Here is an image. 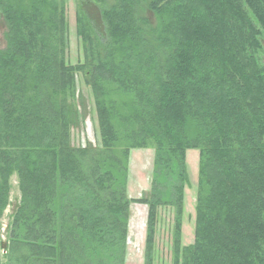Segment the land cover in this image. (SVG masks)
Segmentation results:
<instances>
[{"label": "trees", "instance_id": "obj_1", "mask_svg": "<svg viewBox=\"0 0 264 264\" xmlns=\"http://www.w3.org/2000/svg\"><path fill=\"white\" fill-rule=\"evenodd\" d=\"M144 2L156 27L140 17ZM0 13L9 30L0 50V215L15 171L22 191L4 247L10 260L124 264L132 201L149 206L145 264L158 206L175 209L178 252L186 151L197 149L195 242L182 264H264V0H115L104 10L105 50L91 66L102 146L86 163L67 135L73 72L87 65L65 58L62 6L0 0ZM83 17L78 30L90 42ZM150 145L151 193L130 199V151Z\"/></svg>", "mask_w": 264, "mask_h": 264}, {"label": "rangeland", "instance_id": "obj_2", "mask_svg": "<svg viewBox=\"0 0 264 264\" xmlns=\"http://www.w3.org/2000/svg\"><path fill=\"white\" fill-rule=\"evenodd\" d=\"M114 3L115 0H58V4L62 6L63 18H65L67 25L65 58L70 65L75 67H79L84 63L87 65L85 68L73 72L74 84L71 90H74L75 93L73 97L69 96V98L75 110V116L73 123L68 127L67 135L69 147L74 149L78 155L86 156L85 163L90 160V157L96 155L102 146L99 115L91 86V66L92 63L94 65L99 54L105 50L107 33L103 11L110 9ZM149 5V2H144L139 6V14L142 19H149L151 26L156 27L158 18L150 10ZM80 15L84 16L82 20H85L84 28L87 29L90 42L85 41L78 30L77 22ZM8 31V22L4 20L3 15L0 13V50L8 46ZM260 41L262 49L258 55L264 67V34L260 37ZM65 90L68 92L64 88L60 90V93L62 94ZM69 94L70 92H68ZM71 94H73V91ZM84 150L86 151L84 152ZM186 157L189 182L184 190L180 249L178 252L175 249L176 219L174 207L168 205L158 206L153 264H175L176 260L181 261L182 264L188 256L185 247H189L195 242L199 151L189 149L186 151ZM154 159V146L131 149L127 164V193L130 199L150 195L154 176ZM9 186L7 203L0 215V264H19L20 261L10 260L4 250V247L8 248L10 245L14 214L22 199L20 177L16 171L9 178ZM130 207L124 264H145L149 206L145 203L132 201Z\"/></svg>", "mask_w": 264, "mask_h": 264}]
</instances>
